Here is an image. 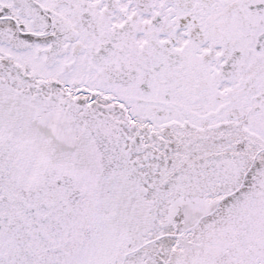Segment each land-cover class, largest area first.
<instances>
[{
	"label": "snow or ice",
	"instance_id": "obj_1",
	"mask_svg": "<svg viewBox=\"0 0 264 264\" xmlns=\"http://www.w3.org/2000/svg\"><path fill=\"white\" fill-rule=\"evenodd\" d=\"M0 264H264V0H0Z\"/></svg>",
	"mask_w": 264,
	"mask_h": 264
}]
</instances>
